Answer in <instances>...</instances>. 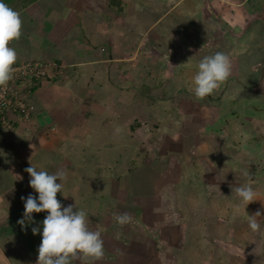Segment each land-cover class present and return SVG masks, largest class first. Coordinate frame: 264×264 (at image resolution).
Segmentation results:
<instances>
[{
	"label": "crops",
	"instance_id": "1",
	"mask_svg": "<svg viewBox=\"0 0 264 264\" xmlns=\"http://www.w3.org/2000/svg\"><path fill=\"white\" fill-rule=\"evenodd\" d=\"M19 14L17 62L66 70L36 85L28 123L0 124V264H35L42 237L13 218L37 195L24 169L51 172L54 156L66 173L57 199L101 233L94 264H264V120L250 105L264 100V0H38ZM216 52L231 75L197 100L192 77ZM244 184L258 199L245 209L231 190Z\"/></svg>",
	"mask_w": 264,
	"mask_h": 264
},
{
	"label": "clouds",
	"instance_id": "2",
	"mask_svg": "<svg viewBox=\"0 0 264 264\" xmlns=\"http://www.w3.org/2000/svg\"><path fill=\"white\" fill-rule=\"evenodd\" d=\"M21 29L20 14L0 0V88L5 90L13 78V66L18 58L16 50L9 45L13 40H19L22 34ZM231 72L232 64L227 54L216 52L205 56L197 65L190 90L197 100H203L225 83ZM36 87L30 89V95ZM31 105L33 106L32 103ZM14 117L15 120H11L10 124L17 120L25 123L31 120V117L28 121ZM24 171L29 174V186L37 195L30 193L26 198L21 197L24 201V211L17 223L23 230L28 224L34 223L33 213H47L41 222L42 228L38 225L31 229L33 235L39 233L42 237L37 248L35 264H73L74 261H80L81 264H94L95 261L102 259L104 246L101 233L88 228L87 213L84 210H77L75 204L63 206L57 199V193H61L63 188V185L57 181L66 179L65 171L58 170L50 174L47 171L38 170L33 165L25 168ZM231 190L235 192L244 209L249 203L258 200L255 198L256 192L251 184H244ZM260 216V211L248 215L249 228L253 232H258L260 229L258 222ZM114 219L117 224L123 226L130 222L131 217L127 213H121L115 215Z\"/></svg>",
	"mask_w": 264,
	"mask_h": 264
},
{
	"label": "built area",
	"instance_id": "3",
	"mask_svg": "<svg viewBox=\"0 0 264 264\" xmlns=\"http://www.w3.org/2000/svg\"><path fill=\"white\" fill-rule=\"evenodd\" d=\"M13 67V78L6 90L0 88L2 125H9L13 116L28 121L33 111V106L28 101L30 89L61 77L66 70V66L60 62L39 59L19 61Z\"/></svg>",
	"mask_w": 264,
	"mask_h": 264
},
{
	"label": "rangeland",
	"instance_id": "4",
	"mask_svg": "<svg viewBox=\"0 0 264 264\" xmlns=\"http://www.w3.org/2000/svg\"><path fill=\"white\" fill-rule=\"evenodd\" d=\"M24 15H20V18H21V20H22V23H23V25H24V17H23ZM10 47H12V48H16L17 46L16 45H14L13 44V42H11L10 43V45H9ZM27 51H26V55H30L31 54V50L29 49V48H27L26 49ZM17 62V61H16ZM243 71H246V68L245 67H243V69H242V72ZM260 91H263L262 89H257V90H254V91H251V92H249V91H245L246 93H250V94H252V92H260ZM250 105H254V106H251V108H254V107H257V109H258V116L259 117H261L260 118V120L262 119V120H264L263 118H264V100H262V103H261V101H253V102H251L250 103ZM240 110H244V109H240ZM246 111V110H245ZM206 120V119H205ZM231 123H232V126H235L238 122L236 121V120H234L233 118L231 119ZM248 125L244 128V132H243V130L240 132V135H241V137L243 138V137H245V132L246 131H248ZM46 133V132H45ZM227 131H225V132H223V134H225V137H224V139H229L230 138V136H227ZM253 133V132H252ZM238 140V137L236 136V141ZM237 142H240V141H237ZM230 143V142H229ZM236 145V144H235ZM262 148V147H261ZM257 149V148H256ZM263 150V149H262ZM257 152V151H256ZM206 153V152H205ZM258 153H259V151H258ZM141 155V154H140ZM202 155H203V153H202ZM38 157L40 158V155H38ZM44 157V156H43ZM198 157H200V156H198ZM198 157H196V155H195V160L197 161V163L199 162V160H197L198 159ZM45 158V157H44ZM57 158H55V156H54V158L53 159H44V161H46V164H49L50 166H56V168L59 166V165H61V163H60V161L58 162V160H56ZM36 160H38V158L36 159ZM45 163V162H44ZM38 164H39V162H38ZM34 165H36V163H33V166ZM56 168H54L53 169V171H49L48 173H50V174H53V173H55L56 172ZM141 169V168H140ZM45 170H46V168H45ZM143 171H146V168H144L143 167ZM146 179H148L149 181L150 180H152L151 179V176L150 175H148V178H145L144 177V181H146ZM143 185H145V184H143ZM144 187V189L147 191L148 190V187L147 186H143ZM142 187V188H143ZM118 207V209H119V206H117ZM22 215H23V212H20V214L19 215H14L15 216V218H13V219H17V221L19 220V219H21L22 218ZM34 216V215H33ZM35 218H38V217H35ZM36 219H34V221H35ZM14 221V220H13ZM16 221V222H17ZM32 225H34V223H32V224H28L27 225V227H30V228H32ZM14 227V224H13V226H11V228H13ZM95 227L93 228L92 227V231H95ZM111 231L112 232H114V229H111ZM22 237H23V235H22ZM133 242V244L134 243H136L137 244V246L139 247V245H140V249L142 250V251H144L145 253H149V251H152V247H151V245H149L148 244V242L147 241H143V242H141L140 240H139V238H136V236L134 235L133 237H132V239H131ZM153 252V251H152ZM34 261H36V260H33V262L32 263H34Z\"/></svg>",
	"mask_w": 264,
	"mask_h": 264
},
{
	"label": "trees",
	"instance_id": "5",
	"mask_svg": "<svg viewBox=\"0 0 264 264\" xmlns=\"http://www.w3.org/2000/svg\"><path fill=\"white\" fill-rule=\"evenodd\" d=\"M38 0H3L5 4H7L9 7H11L13 10L20 13L23 9L26 7L32 5L33 3H36ZM40 243H38L39 246ZM38 248V247H37ZM36 248V250H37Z\"/></svg>",
	"mask_w": 264,
	"mask_h": 264
}]
</instances>
